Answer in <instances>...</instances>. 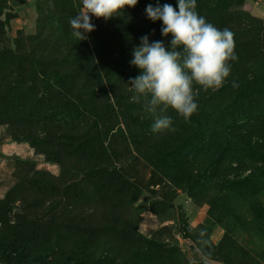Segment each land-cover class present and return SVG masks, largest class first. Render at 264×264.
Segmentation results:
<instances>
[{
    "label": "rangeland",
    "instance_id": "374dc122",
    "mask_svg": "<svg viewBox=\"0 0 264 264\" xmlns=\"http://www.w3.org/2000/svg\"><path fill=\"white\" fill-rule=\"evenodd\" d=\"M149 4L80 41L82 0H0V264H264V0H197L238 60L161 133L127 85L170 50Z\"/></svg>",
    "mask_w": 264,
    "mask_h": 264
},
{
    "label": "clouds",
    "instance_id": "9594fccd",
    "mask_svg": "<svg viewBox=\"0 0 264 264\" xmlns=\"http://www.w3.org/2000/svg\"><path fill=\"white\" fill-rule=\"evenodd\" d=\"M137 4L138 0H82L81 11L69 21L72 35L80 41L86 40V34L95 30L92 16L109 20ZM196 9L197 0H177L176 7L168 3L161 6L157 0L155 7L149 4L146 8L148 19L162 22V36L172 37L170 50L162 41L150 43L147 35L141 37L130 61L140 71L127 83L133 93L130 102L141 104L152 117L153 133L175 131L172 118L164 114L169 109L189 122L199 109V91L224 87L231 74V62L238 60L234 33L217 28ZM200 236L201 244L207 245L208 241L203 239L205 233L201 232ZM200 259L202 264H215L210 254L202 251Z\"/></svg>",
    "mask_w": 264,
    "mask_h": 264
}]
</instances>
